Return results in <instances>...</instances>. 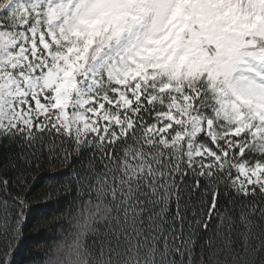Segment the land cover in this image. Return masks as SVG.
Returning a JSON list of instances; mask_svg holds the SVG:
<instances>
[{
	"label": "snow or ice",
	"instance_id": "6c2138e0",
	"mask_svg": "<svg viewBox=\"0 0 264 264\" xmlns=\"http://www.w3.org/2000/svg\"><path fill=\"white\" fill-rule=\"evenodd\" d=\"M0 264H264V0H0Z\"/></svg>",
	"mask_w": 264,
	"mask_h": 264
},
{
	"label": "trees",
	"instance_id": "16d2710c",
	"mask_svg": "<svg viewBox=\"0 0 264 264\" xmlns=\"http://www.w3.org/2000/svg\"><path fill=\"white\" fill-rule=\"evenodd\" d=\"M45 183L43 180H38L37 186H36V193H39L41 186ZM35 206V205H34ZM37 207H41L40 205H37ZM31 234V233H29Z\"/></svg>",
	"mask_w": 264,
	"mask_h": 264
}]
</instances>
